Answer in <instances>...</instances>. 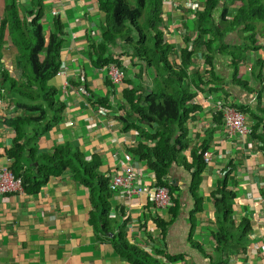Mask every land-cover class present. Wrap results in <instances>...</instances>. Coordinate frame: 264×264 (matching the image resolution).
Instances as JSON below:
<instances>
[{
    "label": "crops",
    "instance_id": "obj_1",
    "mask_svg": "<svg viewBox=\"0 0 264 264\" xmlns=\"http://www.w3.org/2000/svg\"><path fill=\"white\" fill-rule=\"evenodd\" d=\"M5 1L0 0V21L5 11ZM17 1L23 5L26 2ZM171 2L164 8L165 19L170 16V19L165 20L164 39L167 44L181 49L184 47L183 38L191 37L193 32L187 30L180 33L178 27L190 21L193 16L191 11L188 13L181 7L172 8ZM181 2L186 6L184 0ZM44 11V23L55 16H59L64 23L60 74L51 84L57 88L56 101L62 103L65 109L60 122L53 123L36 142V157L51 156L58 148H67L71 153H77L87 163L95 156L101 162L98 172L109 178V181L115 175L122 174L125 167H133L139 175L134 185L145 188V193L132 197L123 191L111 193L108 201L111 225L114 226L116 221L114 232L117 233L119 226L127 220L129 223L125 233L130 244L140 249L145 247L147 252L156 249L168 256L180 258L177 262L169 263L163 257H157L163 264L216 262L213 234L220 228L215 217L212 194L218 184L224 181V171L228 167L229 185L237 196L228 228L238 232L242 222L247 221L250 229L244 241H239L238 237L234 239L245 249L244 252L226 249L225 259L227 264H264L262 144L249 137L229 135L214 120L218 106L222 104L233 108L247 107L261 117L257 108H264V90L261 99L257 90H261L264 83L259 85L252 73L256 57L253 55L244 67L240 65V81H247L249 88H257L255 92L250 89L249 93L241 85L235 84L231 60L218 53L215 55L216 84L221 86L223 83L224 90L217 94L197 93L192 103L198 109L186 123L190 148L183 152L189 164L190 150L206 141L210 162L201 171L197 187L192 177L194 169L187 170L181 164L172 165L164 179L166 189L172 192L170 205L164 210L158 209L151 199V192L157 187L154 173L128 151L136 147L140 139L134 130L124 131L117 119L129 111L122 91L137 86L151 88L155 84L153 69L147 68L142 61L124 57L121 63L127 71L123 83L115 85L114 89L107 88L104 84L107 71L96 68L90 57L92 42L99 43L101 40L102 15L98 12L95 0H45ZM237 33V30L233 32L225 42L233 47L241 46ZM6 47L8 50L10 44ZM120 53L119 49L114 50V54ZM2 66L13 79V60L8 52L3 56ZM202 67L203 62H199V70ZM204 71L205 68L200 72ZM90 94L92 101H89ZM101 99H106L108 105H93V100ZM21 116L28 118V114L15 109L10 99L2 101L0 168L7 165L12 168L13 161L7 157V152L15 140L29 145V138L33 136V124L22 126L24 133H21L23 135L19 139L14 129L5 123V120ZM27 154L30 153L26 151L18 168L36 175L37 163ZM91 210L89 191L76 183L67 171L51 177L38 192L0 196V264H131L118 255L110 242L111 235L97 233V226L91 224ZM157 216L168 223L164 237L154 223ZM198 247L202 248V253Z\"/></svg>",
    "mask_w": 264,
    "mask_h": 264
},
{
    "label": "trees",
    "instance_id": "obj_2",
    "mask_svg": "<svg viewBox=\"0 0 264 264\" xmlns=\"http://www.w3.org/2000/svg\"><path fill=\"white\" fill-rule=\"evenodd\" d=\"M169 1L95 0L98 12L102 15L101 40L99 43L92 42L90 57L96 68L105 69L108 73L110 67H115L123 74V78L127 71L121 63L124 57L142 61L147 68L153 69L155 84L151 88L137 86L122 91L129 111L117 119L124 131L134 130L140 139L137 146L128 151L134 159L144 163L154 173L157 187H167L164 179L174 164H181L187 170L194 169L192 177L197 187L206 164L203 156L207 153L208 145L204 141L199 147L191 149V163L186 162L183 152L190 148L191 141L186 123L198 109L192 102L198 92L217 94L224 90L223 83L221 86L216 84L218 79L214 72V61L217 53L231 60L235 84L241 85L249 93L250 89L255 92L257 88H249L247 81H240V65L244 67L254 55L256 64L252 73L259 85L264 83V0H202L194 9L188 4L184 6L181 0H172V8L181 7L188 13L191 11L193 16L190 21L178 27L180 33L187 30L193 32L191 37L183 38L184 47L181 49L167 44L164 39L165 20L170 19V16L165 19L164 8L169 5ZM44 4L45 0H26L24 5L17 0H6L0 21V98L4 102L10 99L15 109L28 114V118L21 116L5 120V123L14 129L19 139L23 135L21 133H24L22 126H35L29 145L15 140L13 147L7 152V157L13 161L12 173L22 180L23 191L29 193L38 192L51 177L65 171L71 173L76 183L89 191L91 224L97 226V233L111 235L110 242L124 261L131 264H163L157 257H163L169 263L179 261V257L168 256L160 250L147 252L145 247L140 249L137 245L130 244L125 233L129 223L127 220L119 226L117 233L114 232L117 223L115 221L114 226L111 225L108 201L111 193L115 192L110 191L109 178L98 172L100 159L92 156L87 163L67 148H58L51 156L36 157V142L53 123L60 122L65 109L62 103L56 101L57 88L51 84L61 67L64 23L59 16L44 23ZM236 30L241 43L239 47L225 42ZM8 43L10 48L7 50ZM115 49H119L121 53L114 54ZM6 52L12 55L13 79L2 68ZM199 62H203L201 70L205 68L204 73L199 70ZM105 78L106 87L114 89L115 85L108 74ZM260 89L257 90L259 99L264 86ZM92 99L90 94L89 101ZM93 103L100 107L108 105L106 99L93 100ZM227 107L231 106H218L219 110L214 118L224 129L223 109ZM233 109L244 115L251 128L247 137L260 142L264 153V108H257L261 117L247 107L234 106ZM26 148L30 153L27 155L37 163L36 175L18 168L26 155ZM229 174V168L226 167L224 181L218 184L212 194L220 230L213 234L217 259L214 263L211 261V264H227L224 256L226 249L244 252L245 249L234 239L238 237L239 241L243 240L250 229L247 221L242 222L238 232L228 228L233 217L232 207L237 198L230 188ZM169 195L171 199V191ZM154 223L164 237L168 223L160 216L154 219ZM198 250L203 252L201 247Z\"/></svg>",
    "mask_w": 264,
    "mask_h": 264
},
{
    "label": "built area",
    "instance_id": "obj_3",
    "mask_svg": "<svg viewBox=\"0 0 264 264\" xmlns=\"http://www.w3.org/2000/svg\"><path fill=\"white\" fill-rule=\"evenodd\" d=\"M202 0H186V4L190 8H197ZM191 3V4H189ZM60 73H58L59 75ZM108 76L114 85H121L123 82V74L115 67L108 69ZM2 106V100L0 98V107ZM223 119L227 134H238L240 137H247L251 133V128L246 122L244 115L237 112L231 107L223 109ZM204 160L206 163L210 162V154H204ZM138 172L133 167H125L122 170V174L116 175L112 178L110 183V191L117 192L123 191L128 197L133 195H139L145 192L143 188L136 187L134 184L137 182ZM23 185L20 178H16L12 173L10 166L0 168V196L9 194L19 195L23 194ZM151 199L155 207L158 209H166L170 205L169 191L164 187H157L151 192ZM1 227V225H0Z\"/></svg>",
    "mask_w": 264,
    "mask_h": 264
},
{
    "label": "rangeland",
    "instance_id": "obj_4",
    "mask_svg": "<svg viewBox=\"0 0 264 264\" xmlns=\"http://www.w3.org/2000/svg\"><path fill=\"white\" fill-rule=\"evenodd\" d=\"M164 213V212H163Z\"/></svg>",
    "mask_w": 264,
    "mask_h": 264
}]
</instances>
